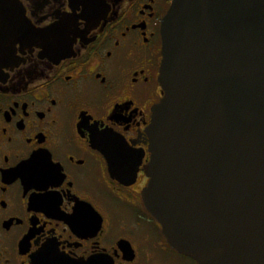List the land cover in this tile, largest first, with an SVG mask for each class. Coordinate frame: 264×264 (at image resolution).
<instances>
[{
    "label": "flooded vegetation",
    "instance_id": "1",
    "mask_svg": "<svg viewBox=\"0 0 264 264\" xmlns=\"http://www.w3.org/2000/svg\"><path fill=\"white\" fill-rule=\"evenodd\" d=\"M173 0H0V264H196L94 142L147 150Z\"/></svg>",
    "mask_w": 264,
    "mask_h": 264
},
{
    "label": "water",
    "instance_id": "2",
    "mask_svg": "<svg viewBox=\"0 0 264 264\" xmlns=\"http://www.w3.org/2000/svg\"><path fill=\"white\" fill-rule=\"evenodd\" d=\"M147 150L94 142L167 244L196 264H264V0H173Z\"/></svg>",
    "mask_w": 264,
    "mask_h": 264
}]
</instances>
